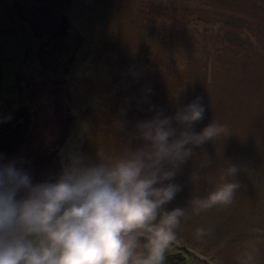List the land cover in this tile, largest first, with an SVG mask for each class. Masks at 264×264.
Returning a JSON list of instances; mask_svg holds the SVG:
<instances>
[{
  "label": "water",
  "instance_id": "obj_1",
  "mask_svg": "<svg viewBox=\"0 0 264 264\" xmlns=\"http://www.w3.org/2000/svg\"><path fill=\"white\" fill-rule=\"evenodd\" d=\"M67 15L88 48L68 63L64 95L76 122L61 162L69 149L98 160L134 148L149 105L170 113L199 97L195 129L214 121L230 134L176 168L164 207L184 215L171 242L208 264H264V0H70ZM229 167L230 203H190Z\"/></svg>",
  "mask_w": 264,
  "mask_h": 264
},
{
  "label": "clouds",
  "instance_id": "obj_2",
  "mask_svg": "<svg viewBox=\"0 0 264 264\" xmlns=\"http://www.w3.org/2000/svg\"><path fill=\"white\" fill-rule=\"evenodd\" d=\"M148 110L134 125L136 147L98 160L69 149L49 178L35 180L26 161L0 152V264H163L184 215L164 207L177 191L176 168L193 148L230 131L214 121L195 129L205 111L199 97L170 113ZM235 171L223 169L221 182L190 203H230L237 185L228 176ZM138 228L152 239L134 255Z\"/></svg>",
  "mask_w": 264,
  "mask_h": 264
},
{
  "label": "flooded vegetation",
  "instance_id": "obj_3",
  "mask_svg": "<svg viewBox=\"0 0 264 264\" xmlns=\"http://www.w3.org/2000/svg\"><path fill=\"white\" fill-rule=\"evenodd\" d=\"M69 3L0 0V152L26 161L35 180L60 169L76 122L64 86L69 61L79 60L88 47L70 22ZM133 235L139 255L152 234L138 228ZM163 264L208 263L170 241Z\"/></svg>",
  "mask_w": 264,
  "mask_h": 264
}]
</instances>
